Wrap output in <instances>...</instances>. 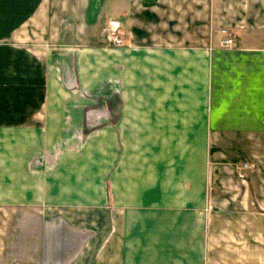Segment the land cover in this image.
Wrapping results in <instances>:
<instances>
[{
    "label": "crops",
    "instance_id": "crops-1",
    "mask_svg": "<svg viewBox=\"0 0 264 264\" xmlns=\"http://www.w3.org/2000/svg\"><path fill=\"white\" fill-rule=\"evenodd\" d=\"M0 157L40 264L264 253V0H0Z\"/></svg>",
    "mask_w": 264,
    "mask_h": 264
},
{
    "label": "rangeland",
    "instance_id": "rangeland-1",
    "mask_svg": "<svg viewBox=\"0 0 264 264\" xmlns=\"http://www.w3.org/2000/svg\"><path fill=\"white\" fill-rule=\"evenodd\" d=\"M8 144L9 149H14L10 147L15 144L14 141H8ZM37 153L46 152L41 150ZM2 165L0 157V264L45 263L50 256L38 251L39 235L33 231L36 224L31 221L29 213L41 211L47 216L50 212L42 208L39 210V206L3 204V197H15L14 158L8 157L7 168L11 171L3 172ZM211 256L216 258L210 264H264V253L257 252L254 246H241L238 249L223 247V252Z\"/></svg>",
    "mask_w": 264,
    "mask_h": 264
},
{
    "label": "built area",
    "instance_id": "built-area-1",
    "mask_svg": "<svg viewBox=\"0 0 264 264\" xmlns=\"http://www.w3.org/2000/svg\"><path fill=\"white\" fill-rule=\"evenodd\" d=\"M220 32L222 33V38L220 39V44L223 46H234L235 40L230 34L227 32L226 29H221ZM101 36L103 42L109 46L120 47L124 46V37L123 32L121 30V23L117 19H109L104 24L101 30ZM251 167L250 164L242 163L236 166V173L239 179H245L247 176V170Z\"/></svg>",
    "mask_w": 264,
    "mask_h": 264
}]
</instances>
